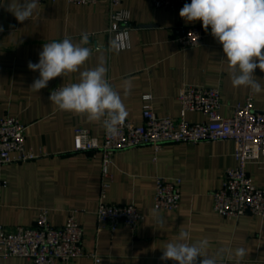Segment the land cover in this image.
<instances>
[{
  "label": "crops",
  "instance_id": "obj_1",
  "mask_svg": "<svg viewBox=\"0 0 264 264\" xmlns=\"http://www.w3.org/2000/svg\"><path fill=\"white\" fill-rule=\"evenodd\" d=\"M23 2L27 0L0 2V116H15L26 125V147L38 158L0 168V224L31 226L39 209L47 207L51 223L61 226L75 211L84 229V246L100 261L80 257L71 264H176L160 257L180 231L190 233V242L206 239V254L217 264H236L232 254L237 248L245 249L239 264H264V217L253 213L219 216L213 211V192L222 186L227 168L235 165L232 140L167 143L159 151L140 146L115 153L107 201L135 204L145 217L136 232L125 226L99 231L96 212L102 156L75 151L74 130L83 126L102 139L104 125L60 111L49 100L57 86L78 82V72L56 77L37 92L30 86L39 72L27 65L29 61L38 63L45 43L69 38L79 44L86 35L88 43L83 46L90 48L91 55L80 71L102 64L121 96L127 117L136 123L143 122L145 105L159 116L178 118L179 95L185 84L219 88L223 116L230 115L248 96H252L254 107L261 109L264 72L254 71L262 87L260 93L233 87L222 45L210 35L201 45L181 50L173 39V29L180 22L178 11L158 8L151 0H123L117 7L131 14V46L122 50L115 47V36L107 32L111 13L107 2H39L30 20L21 23L9 9ZM185 23L202 26L201 21ZM127 85L130 90L125 95ZM146 95L150 97L146 99ZM187 117L193 122L206 119L200 112H189ZM247 170L254 183L264 188V162L252 161ZM158 176L181 179L182 199L177 210L154 207ZM0 264L30 263L11 257Z\"/></svg>",
  "mask_w": 264,
  "mask_h": 264
},
{
  "label": "built area",
  "instance_id": "obj_2",
  "mask_svg": "<svg viewBox=\"0 0 264 264\" xmlns=\"http://www.w3.org/2000/svg\"><path fill=\"white\" fill-rule=\"evenodd\" d=\"M57 0H39V2ZM75 4H96L107 2L111 8L110 26L107 30L115 36L118 50L131 46V14L129 10L117 9L123 0H67ZM158 8H168L180 12L191 0H151ZM1 2V0H0ZM200 25L180 22L173 29V39L181 50L194 48L210 36ZM106 79L115 91L112 77ZM61 84L56 87L59 88ZM150 96L146 95L148 99ZM180 114L178 118L159 116L149 105L143 108V122L136 123L126 116L119 125V131L109 134L104 127L102 139L91 134L83 126L74 130V150L90 152L102 156V182L97 208L98 230L115 231L121 226L136 232L144 219L135 204H118L107 201V191L113 174L111 166L115 153L140 146H153L156 151L167 143H199L203 141L232 140L235 143V165L227 168L223 184L213 192V211L219 216L239 217L253 213L264 217V188L254 183L249 175L248 164L255 160L264 162V107H254L252 96L244 103H238L228 116L221 114L224 105L219 88L185 84L179 95ZM189 112H200L206 119L190 121ZM26 125L12 115L0 116V168L9 164H19L34 160L38 155L26 147ZM181 179L156 178L154 207L157 210H177L182 192ZM7 182H3L6 185ZM22 257L30 264H71L80 257H100L84 246V229L76 212L72 211L65 224L53 225L50 209L42 207L35 224L18 225L8 228L0 224V263L11 258Z\"/></svg>",
  "mask_w": 264,
  "mask_h": 264
},
{
  "label": "clouds",
  "instance_id": "obj_3",
  "mask_svg": "<svg viewBox=\"0 0 264 264\" xmlns=\"http://www.w3.org/2000/svg\"><path fill=\"white\" fill-rule=\"evenodd\" d=\"M38 4L39 0H27L13 5L9 11L23 23L34 15ZM179 16L186 22L201 21L205 31L210 28V34L222 45L233 87H245L253 93L262 91L254 71L258 68L264 72V0H191L184 4ZM87 43L86 35L79 44L69 38L45 43L38 63L28 62L29 70L39 72L30 88L39 92L50 80L78 72V82L53 90L49 100L60 111L84 116L90 122L102 121L106 131L115 135L127 111L120 94L106 79L107 69L102 64L80 71L91 55L90 48L83 46ZM129 90L127 85L125 95ZM207 246L206 239L190 242V233L180 231L176 241L162 249L160 259L197 264L198 258H202L200 264H217L215 258L206 254ZM232 255L239 264L245 249L237 248Z\"/></svg>",
  "mask_w": 264,
  "mask_h": 264
}]
</instances>
